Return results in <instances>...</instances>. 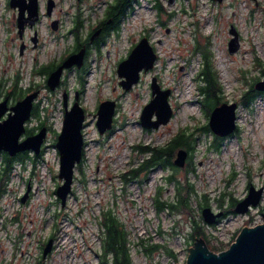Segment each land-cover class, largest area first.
<instances>
[{"label": "rangeland", "instance_id": "374dc122", "mask_svg": "<svg viewBox=\"0 0 264 264\" xmlns=\"http://www.w3.org/2000/svg\"><path fill=\"white\" fill-rule=\"evenodd\" d=\"M73 1L64 0L67 10ZM98 1L97 11L103 13L107 0ZM2 12L0 5V15ZM63 17L69 26L72 14ZM3 22L0 19V77L6 72L5 65L6 74H13V65L22 60L19 57L28 58L29 66L32 62L29 53H12L9 63L4 59ZM232 26L241 36V47L235 53L228 47ZM42 32L49 34L47 28ZM143 35L154 44L158 58L142 74L140 83L124 92L118 83L122 77L116 72V61L126 57L130 45ZM197 44L212 50L223 101L239 102L238 129L223 137L219 151L210 147L216 134L203 128L209 116L200 103L198 73L203 58L201 52L194 53ZM53 45L57 52V43ZM108 47L109 58L104 56L97 62L94 55L91 57L83 84L75 80L74 73L69 74V88L72 92L82 89V105L88 112L84 174L76 168L73 190L62 209L56 185L63 179L58 177L59 165L54 159L59 156L52 135L43 145L44 159L38 166L34 168L30 159L26 164L20 160L13 164L6 190L0 195V215L5 214L3 223L0 219V264H101L104 234L100 219L108 207L114 209L128 231L133 264H185L195 241V223L202 217L199 201L205 195L214 211H224L216 223L209 224L203 217L201 222L212 242L225 244L223 249L230 246L243 226L264 222V94L257 97L253 107H246L241 100L248 80L258 79L264 72V0H137L121 22L115 46ZM155 75L162 88H171L173 115L167 123L145 128L140 113L151 98L150 83ZM43 87L39 109L59 129L64 114L62 90L55 95ZM106 97L117 99L120 106L115 130L103 136L95 124V113L100 98ZM182 130L197 138L185 166L177 165V170L157 166L143 175L142 186L138 180L125 179L124 174L149 155L141 153L139 145H165ZM2 166L0 153V173ZM169 175H175L185 187L183 192L190 194V209L172 210L168 205L157 208V195L161 200L177 201V186L168 181ZM29 180L33 194L24 202L20 194ZM187 182L193 184L192 192ZM250 183L263 187L260 203L246 213L231 212L232 198L245 197ZM53 236L52 250L44 256L42 246ZM155 244L159 246L146 251L145 247Z\"/></svg>", "mask_w": 264, "mask_h": 264}, {"label": "water", "instance_id": "95a60500", "mask_svg": "<svg viewBox=\"0 0 264 264\" xmlns=\"http://www.w3.org/2000/svg\"><path fill=\"white\" fill-rule=\"evenodd\" d=\"M175 1L170 0V3H175ZM216 1L222 2L223 0ZM230 31L233 36L228 42V47L231 53H235L241 47V36L235 26H232ZM83 55L81 51L67 57L50 74L48 79L50 87L55 88L60 83L64 68L71 67L75 63L80 65ZM156 58L157 53L153 45L149 38L144 36L133 47L129 56L119 64L118 72L123 77L121 81L123 87L129 89L136 84L140 80L142 69L147 71L152 68ZM151 85L152 98L145 104L140 117L141 123L146 128L158 127L162 123H167L173 115V108L169 102L171 88H162L155 76ZM254 87L264 91V77L255 81ZM38 93V90L30 92L12 105L8 103L9 96L0 101V151L5 150L10 155H15L26 149H33L37 154L40 153L41 144L47 131L46 126H43L37 133L21 139L26 131V121L31 116L34 99ZM238 108L237 101H223L216 105L209 116L208 123L211 130L221 137L232 134L238 125ZM115 110V100L108 99L101 102L97 112V124L101 133L112 128ZM7 112L8 115L2 119ZM85 116L84 107L78 100L75 101L73 106L66 110L56 141L60 153L59 177L63 179L56 192L63 206L72 190L76 164L81 161L83 154L82 128ZM187 155L186 148H179L174 163L178 166H185ZM29 190L28 187V191L22 197L23 201L27 199ZM262 195L263 187L257 188L251 183L247 195L235 204L234 211L246 213L251 207L260 203ZM201 214L205 222L213 224L224 214V211H214L211 206L206 205L202 207ZM52 245L53 238H50L44 247V256L51 251ZM185 264H264V222L243 226L230 246L220 251L212 250L206 239L203 236H198L193 246L190 247Z\"/></svg>", "mask_w": 264, "mask_h": 264}, {"label": "flooded vegetation", "instance_id": "af4514ba", "mask_svg": "<svg viewBox=\"0 0 264 264\" xmlns=\"http://www.w3.org/2000/svg\"><path fill=\"white\" fill-rule=\"evenodd\" d=\"M113 1L114 0H107L103 13H99L97 11V7L100 4L98 0H74L73 2H71L72 4L68 8V10L66 4L64 3V0H0V5L3 6V12L0 15V19L4 21L3 30L6 32V33L4 32L6 36L4 37L2 43L3 44L2 51H4V56H5L4 59L6 60L7 58L9 63L10 60L12 59L11 57L12 53H17L19 56H25L27 55V53L32 55V62L30 66H29L28 58L19 57L22 60L21 62H18L17 64L13 65V69H12L13 74L7 75L6 74L8 72L6 67L7 65L3 67V70L6 72H4L5 74H3V76L0 77V101L5 99L6 96H9L8 103L9 105H12L19 99H22L26 94L33 92L35 90L39 91L38 95L34 99L31 116L26 121V131L22 135L21 139L25 138L26 136L37 133L38 131H40V129L43 126H46L47 131L44 140H46L48 137H50V135H52V140L57 141L58 135L62 127V123L59 129H55L52 126L53 124L52 121H50L49 117L47 118V116L45 115L39 117L38 115H36V113H34L35 109L40 106L39 101L41 100V90L42 88H44L43 85L47 89H49L50 94L56 95L59 92V90H62V102H63V111H64L63 119L66 110L68 108L70 109L75 103V101L78 100L79 103L82 105V89L75 88L74 92H72L68 84L69 74L74 73L75 80L81 81L83 84V82L85 81V73H87L88 69H90L89 66L91 63V57L94 55L95 61L101 62L104 56L106 58H109L111 56V49L108 47V45L110 44L115 46L118 40L119 30H120L119 27L115 25L114 19L116 16L110 14L108 16L107 13V9L112 4ZM67 13L72 14L71 22L69 26L68 25L66 26L65 18L63 17V15ZM126 15L127 13L123 17V19L126 17ZM107 16L108 18L107 21L105 22L104 20L106 19ZM45 28H47L49 31L48 35H45L42 32V29ZM144 36L146 35L141 36L138 42ZM138 42H134L133 44L130 45L126 57H119L117 59L116 72L118 73V75H119L118 68L120 62L129 56L133 47ZM54 43H57L58 45L57 52L54 50V45H53ZM151 44L154 45L152 42ZM154 47L155 46H153V48ZM81 51L84 54L82 63L80 65H78V63H75L71 67L64 68L63 73L61 75L60 83L55 88H51L48 82L50 74L55 69H57L67 57ZM157 58H158V54H157ZM148 70L145 71V69H142L140 80L142 78V74L148 72ZM153 77L150 83L151 98H152L151 84ZM155 77H157V81L159 82L158 76L155 75ZM263 77H264V72L257 80ZM122 78L118 79V83L122 86L121 88H123L124 92H129L133 90L136 84L140 83L139 80L129 89H125L121 84ZM159 83L160 85H162L161 82ZM13 88H17L19 90V95L16 98H14L12 94ZM260 92L261 95L264 94V91H260ZM108 99L115 100L116 110L119 108L120 103L117 99L111 97H106L104 99L100 98L99 100L100 102H98L97 104L96 113H95L97 117H98L97 112L101 102ZM145 104L143 105L142 110ZM82 106L84 107V105ZM84 110L86 116L82 128V132L84 136L83 154L81 161L76 164V168H79L82 174H84L83 168L85 165V161L87 160L86 157L87 139L85 137L86 135L85 127H86L88 112L85 107ZM117 112L118 111H115L114 114L112 128L107 129L104 133L100 132L96 120L95 124L97 126V129L99 133H101L103 136L110 135L115 130V121H116ZM141 113H140V117H141ZM7 115L8 112L2 117V119ZM236 129H238V125ZM233 134L234 133H232V135ZM138 150L141 153L144 154L147 153L141 151V148H139V146H138ZM32 151L34 156L31 157ZM4 152L7 151L5 150L0 151L1 154H3ZM35 154L36 153L33 149H26L11 156L16 157L14 163L17 160H20L21 161L20 163L26 164V160L30 159L33 167L35 168L37 166L36 162L38 160V156L41 155V154L40 155H35ZM188 156H189V151L186 158V162L188 160ZM36 158L37 160H35ZM132 168H130L127 171V173H125L128 182H134L138 180L137 182L140 184V186H142V184L145 183V177H143V175L146 174L147 172L146 171L142 172L140 174V177L131 178L129 176V172H131ZM75 177L76 175L74 174V180ZM83 181L85 182V179H83ZM62 182L63 180L58 181L56 187L58 188V186ZM73 184H72V189H73ZM28 187L30 190L28 192L27 199H29L33 194L32 193L33 185L32 183H30V180L26 183L24 192L28 191ZM37 189L39 190L40 186H38ZM42 247L44 249V244Z\"/></svg>", "mask_w": 264, "mask_h": 264}, {"label": "trees", "instance_id": "16d2710c", "mask_svg": "<svg viewBox=\"0 0 264 264\" xmlns=\"http://www.w3.org/2000/svg\"><path fill=\"white\" fill-rule=\"evenodd\" d=\"M136 0H114L112 4L108 7L107 13L108 16L113 15L115 17V25L121 27V20L127 13L129 9H132L134 3ZM104 20L107 21V18ZM208 46V44H207ZM201 52L202 58H203V66L201 70L198 73V77L200 79L199 84V91L201 94L200 97V103L202 106V109L204 113L207 116H210V113L212 109L223 102V94H222V86L218 79V71L215 68L212 58L213 53L211 48L208 46V50L206 47L198 46V44L195 46L194 53L197 54ZM257 80V78H252L251 80H248V88L244 91L242 95V103L246 107H253L255 104V101L259 95H261V92L257 90L254 87V82ZM13 96L16 98L19 95V90L17 88L12 89ZM36 115L39 117L42 116L41 109L36 108L35 112ZM203 128L207 131L210 130L209 123H206ZM223 137L215 135L214 139L212 140L210 147L215 150H220L222 143H223ZM197 138L193 135L191 132H187L186 130L179 131L175 133V135L170 138L169 141L165 145L162 146H150V145H139V148H141V151L143 152H149V155L143 162H141L138 166L133 167L131 169V172H129V176L131 178L140 177V174L144 171L149 172L151 169L161 166L164 168H172L173 170H177L178 167L174 163V157L176 155V152L179 148L183 147L186 148L187 151H189L188 159L191 160L193 152L195 150ZM3 158V166L1 168L0 173V195L5 192V182L7 181V178H9L10 172L13 169L14 160L16 159L15 156H11L8 152H4L2 154ZM37 160V158L35 159ZM125 179L126 174H125ZM178 178L175 177V175H169L168 181H173L176 183L177 186V201H166L161 200L160 196H156V205L158 209H162L165 206L168 205L172 210H182V209H190L191 202H190V194L184 193L183 189L185 188L184 185L181 186L179 183ZM187 188L188 191L193 190V184H190V182H187ZM204 200L199 201L200 207H204L206 205H209V198L205 195ZM220 200V198H218ZM236 202H238L237 199L232 198V204L231 206H235ZM234 211L233 209L231 212ZM228 212V210H227ZM202 215V214H201ZM18 217V216H17ZM219 219L216 221L218 222ZM202 217L200 221H196L192 236L193 238H197L198 236H203L208 246L213 249H220L223 250L224 243L221 241L218 244L211 241V238L206 235L204 231V227L201 224ZM215 222V223H216ZM100 223L102 224V233L103 236V252L101 255V264H133V259L131 255V250L127 245L128 242V231L123 226V222L117 215V213L114 211L113 208L108 207L103 210V217L100 219ZM224 244V245H223ZM159 244L155 245H149L145 247L146 251H152L153 249L157 248ZM172 253V252H171ZM10 264V263H9Z\"/></svg>", "mask_w": 264, "mask_h": 264}, {"label": "built area", "instance_id": "2783aa9c", "mask_svg": "<svg viewBox=\"0 0 264 264\" xmlns=\"http://www.w3.org/2000/svg\"><path fill=\"white\" fill-rule=\"evenodd\" d=\"M55 146V145H54ZM56 147V146H55ZM56 151H57V153H58V150H57V148H56ZM32 155L34 156V154H33V152H32ZM57 156H59V154H57ZM41 158L42 159H44V156L43 157H40L38 160H37V166H38V164L40 163L39 161H41ZM33 159V158H32ZM54 161L56 162V163H58V165H59V163H60V156H59V158L56 160V159H54ZM56 163H55V165H56ZM23 192H21V194H22ZM20 194V195H21ZM5 216V214H2L1 213V215H0V219H1V221H2V223H3V217Z\"/></svg>", "mask_w": 264, "mask_h": 264}, {"label": "bare ground", "instance_id": "6f19581e", "mask_svg": "<svg viewBox=\"0 0 264 264\" xmlns=\"http://www.w3.org/2000/svg\"><path fill=\"white\" fill-rule=\"evenodd\" d=\"M33 152V151H32Z\"/></svg>", "mask_w": 264, "mask_h": 264}]
</instances>
